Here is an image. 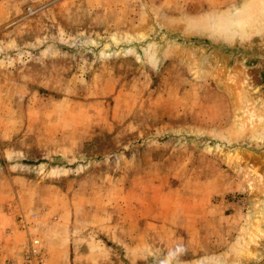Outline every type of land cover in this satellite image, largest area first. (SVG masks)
<instances>
[{
  "label": "rangeland",
  "instance_id": "rangeland-1",
  "mask_svg": "<svg viewBox=\"0 0 264 264\" xmlns=\"http://www.w3.org/2000/svg\"><path fill=\"white\" fill-rule=\"evenodd\" d=\"M259 1L4 0L0 142L20 138L17 143L27 150L19 168L8 166L0 148V212L20 209L23 199L4 190L14 189L3 181L8 168L29 175L35 187L54 183V170L61 175L73 169L105 193L121 184L116 174L126 166L146 191L145 201L147 190L156 186L157 208L179 196L180 203L196 199L204 207L198 222L180 212L174 220L157 219L155 255L138 264H211L237 257L264 220L263 171L174 136L184 130L231 139L246 135L254 118L235 84L210 62L198 70L186 51L169 48L160 56L149 47L141 56L111 45L139 35L150 25V13L180 26L197 28L198 20L211 27L225 16L256 13ZM43 175L45 180L36 182ZM13 180L25 187L21 179ZM99 200L93 195L92 205ZM4 223L0 216V264H22L28 243L21 259L3 255L9 228ZM190 228L199 233L202 228V238L189 235ZM98 237L104 247L107 240Z\"/></svg>",
  "mask_w": 264,
  "mask_h": 264
},
{
  "label": "crops",
  "instance_id": "crops-1",
  "mask_svg": "<svg viewBox=\"0 0 264 264\" xmlns=\"http://www.w3.org/2000/svg\"><path fill=\"white\" fill-rule=\"evenodd\" d=\"M3 2L0 0V16L4 12ZM18 141L23 140L7 136L0 142V148L4 150V159L10 161L8 166L21 168L25 162L27 145L18 144ZM7 170L8 173H2L4 182L13 183V179L18 178L25 186L19 188L11 183L14 189L4 188L5 191L9 189L10 196L22 195L23 199L19 204L20 209L9 213L5 208L3 213L0 212L5 221L4 227H9L4 230L8 237H5L7 241L3 255H10L14 259L22 258L23 245L28 243L27 234L39 233L48 249V264H117V260L138 264V261H149L155 255L157 219L160 221L172 217L174 220L180 212L198 222L197 214H201V220L204 215L201 202L195 199L183 204L180 203L182 199L179 195L175 202L170 200L171 205L157 208L155 185L146 189L145 201L142 196L146 195V191L145 194L140 191L135 174L126 173V166L121 169V173L116 174L117 178H121V184H118L117 189L105 193L94 190L88 183V177L81 176L80 172L73 169L61 175V170H54L57 174H50L54 183L39 184V187H35L36 183H30L33 179L29 175L14 174L12 168ZM45 177L41 176L36 182L45 180ZM152 180L155 182L154 177ZM93 195H99L100 198L96 206L91 203ZM30 213H37L40 220L27 230L20 226L18 219L23 215L30 216ZM199 229L200 233L196 228L188 229L189 235L194 232L202 238V228ZM98 236L107 240L104 247ZM187 242L197 244V240L194 242L190 239ZM190 258L193 257H186Z\"/></svg>",
  "mask_w": 264,
  "mask_h": 264
},
{
  "label": "water",
  "instance_id": "water-1",
  "mask_svg": "<svg viewBox=\"0 0 264 264\" xmlns=\"http://www.w3.org/2000/svg\"><path fill=\"white\" fill-rule=\"evenodd\" d=\"M206 28L175 27L150 13V25L144 32L112 43L111 49L125 52L134 48L142 56L145 49L154 46L157 53L164 56L166 50L175 48L191 53L198 70L210 62L229 79L238 75L244 85L237 80L239 98L253 118L255 115L254 126L246 135L231 139L184 130L174 136L184 141L195 140L264 172V13L245 31L233 28L230 34H212L207 30L214 27ZM253 233L251 241L237 257L211 264H264V220Z\"/></svg>",
  "mask_w": 264,
  "mask_h": 264
},
{
  "label": "bare ground",
  "instance_id": "bare-ground-1",
  "mask_svg": "<svg viewBox=\"0 0 264 264\" xmlns=\"http://www.w3.org/2000/svg\"><path fill=\"white\" fill-rule=\"evenodd\" d=\"M258 10H257V13H250V14H247V15H245V16H242V17H237V18H228L227 16H225V17H223L221 20H219V21H216V22H214V24L213 25H211V27H214V28H211V29H209V30H207V31H209V32H211L212 34H216V33H214V32H219V33H225V34H230L231 33V29H235V30H243V31H245V29H247V27L248 26H251L254 22H255V20L261 15V14H263L264 13V0H260L259 2H258ZM164 23H166V24H169V25H172V26H175V27H180V24H177V23H174V22H167V21H164ZM195 23H197V28H205V29H207L206 27V25H203V24H206V23H199V21L198 20H196V22ZM184 25H186L187 26V29L188 30H193L194 29V25L193 24H191V23H188V24H184ZM204 29V30H205ZM213 29H216V30H213ZM187 30V31H188ZM145 31V29H142L141 31H140V33L141 32H144ZM199 31H201V30H199ZM190 32V31H189ZM139 33V32H138ZM151 48H154V46H150V49ZM149 49V50H150ZM132 50H135L136 51V49H132ZM147 50V49H146ZM172 51H175L176 52V49L175 48H173L172 49ZM137 53H138V51H136ZM193 59H195L194 57H192ZM196 63V62H195ZM221 69V68H220ZM216 73L218 74V75H220L221 74V70H216ZM230 80V82L231 83H234L235 84V86H236V90H238L239 91V84H238V81L237 80H239L241 83H242V86L244 87V85H243V82H242V80H241V78L238 76V75H236V77H233V79H229ZM254 118H255V115H254ZM261 118V117H260ZM254 126V124H252L251 125V128ZM233 159V157H231V156H228V159L227 160H232ZM252 168V167H251ZM260 175L262 176L261 178H263L264 179V172L263 173H260ZM257 230H260L259 228H257Z\"/></svg>",
  "mask_w": 264,
  "mask_h": 264
},
{
  "label": "built area",
  "instance_id": "built-area-1",
  "mask_svg": "<svg viewBox=\"0 0 264 264\" xmlns=\"http://www.w3.org/2000/svg\"><path fill=\"white\" fill-rule=\"evenodd\" d=\"M21 217V226L27 229L30 228V226L35 225L40 220L37 214ZM22 259V264H47L48 256L46 248L43 245L42 239L37 234H30L28 245L24 251Z\"/></svg>",
  "mask_w": 264,
  "mask_h": 264
}]
</instances>
